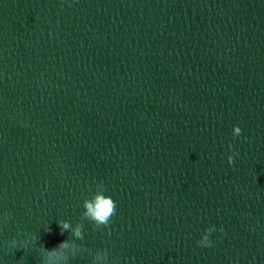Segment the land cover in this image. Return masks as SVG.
Masks as SVG:
<instances>
[{"label": "water", "instance_id": "obj_1", "mask_svg": "<svg viewBox=\"0 0 264 264\" xmlns=\"http://www.w3.org/2000/svg\"><path fill=\"white\" fill-rule=\"evenodd\" d=\"M0 264H264V0H0Z\"/></svg>", "mask_w": 264, "mask_h": 264}, {"label": "clouds", "instance_id": "obj_2", "mask_svg": "<svg viewBox=\"0 0 264 264\" xmlns=\"http://www.w3.org/2000/svg\"><path fill=\"white\" fill-rule=\"evenodd\" d=\"M241 129L239 127L235 128V134L239 135ZM229 164L232 163V158H228ZM84 207L86 209L85 216L89 219L97 222L98 224H108L111 217L116 213V203L110 197L106 196L101 192H97L94 198L91 201H85ZM61 232L69 228V224L67 222H62L61 225ZM223 229H221L222 231ZM77 236L80 235L79 228L76 230L75 233ZM207 240V237L204 238ZM199 245L200 243L197 242ZM207 246H211L208 244ZM55 251V249H53Z\"/></svg>", "mask_w": 264, "mask_h": 264}]
</instances>
